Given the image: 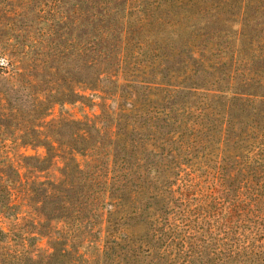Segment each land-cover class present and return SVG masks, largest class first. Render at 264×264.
Returning a JSON list of instances; mask_svg holds the SVG:
<instances>
[{
  "label": "trees",
  "instance_id": "trees-1",
  "mask_svg": "<svg viewBox=\"0 0 264 264\" xmlns=\"http://www.w3.org/2000/svg\"><path fill=\"white\" fill-rule=\"evenodd\" d=\"M252 2L0 0V264H264Z\"/></svg>",
  "mask_w": 264,
  "mask_h": 264
},
{
  "label": "rangeland",
  "instance_id": "rangeland-1",
  "mask_svg": "<svg viewBox=\"0 0 264 264\" xmlns=\"http://www.w3.org/2000/svg\"><path fill=\"white\" fill-rule=\"evenodd\" d=\"M254 2L249 3L251 6V11L246 12L248 17L251 19L248 27L246 26L244 29V37L240 44L234 43L233 47L230 51H234L237 56L240 57L239 64L243 67L247 65L248 68L253 67H261L264 69V0H253ZM234 9H238L235 7ZM225 25L224 23H221ZM260 79L264 80V74H260L255 81H260ZM70 112L77 117L83 115L80 113L78 108L68 107ZM98 112V108H93L92 110L89 108L85 109V113L94 114ZM21 153L26 156H36L42 151L33 150L32 148L23 149ZM24 174L26 173L23 171ZM24 211L26 213H24ZM41 215L28 207H24L22 213L19 215L18 220H4V224L2 227L6 228V231L10 229L13 225L18 224L17 228H21V230H29L33 232H41L43 230L41 224L44 222L41 219ZM2 221V220H1ZM48 240L44 239L39 242L38 246L40 248H47Z\"/></svg>",
  "mask_w": 264,
  "mask_h": 264
}]
</instances>
